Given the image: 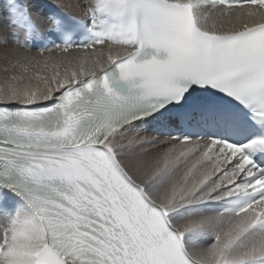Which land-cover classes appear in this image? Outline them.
Instances as JSON below:
<instances>
[{"label": "snow or ice", "instance_id": "6c2138e0", "mask_svg": "<svg viewBox=\"0 0 264 264\" xmlns=\"http://www.w3.org/2000/svg\"><path fill=\"white\" fill-rule=\"evenodd\" d=\"M0 59V264H264V0H0Z\"/></svg>", "mask_w": 264, "mask_h": 264}, {"label": "bare ground", "instance_id": "6f19581e", "mask_svg": "<svg viewBox=\"0 0 264 264\" xmlns=\"http://www.w3.org/2000/svg\"><path fill=\"white\" fill-rule=\"evenodd\" d=\"M248 7H251V6H243V8H240L238 9L239 11H243L245 9H247ZM58 58V60L60 61V64H59V67H52L51 64L49 65L48 68H30L29 71L27 73H23L25 75V77H30V76H34L35 74H39L41 76H51L53 75L55 72H60L61 74H63L66 70L65 68V65H64V57H65V54L63 53H56L55 54ZM85 54L82 53V52H78V51H73V52H70L67 54L68 58L72 60V63L75 64L77 62V59L79 57H82L84 56ZM4 60L3 59H0V85L3 84L4 82V79L6 77V75H10L11 72L9 73H4L3 72V68H4ZM33 83L35 84L36 81L33 80Z\"/></svg>", "mask_w": 264, "mask_h": 264}]
</instances>
